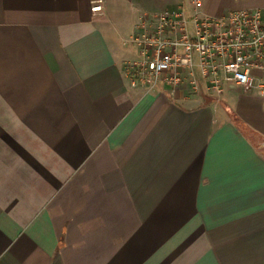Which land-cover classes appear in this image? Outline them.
<instances>
[{
	"label": "crops",
	"instance_id": "1",
	"mask_svg": "<svg viewBox=\"0 0 264 264\" xmlns=\"http://www.w3.org/2000/svg\"><path fill=\"white\" fill-rule=\"evenodd\" d=\"M90 1L0 0V264H264V71L133 88L141 21L191 0Z\"/></svg>",
	"mask_w": 264,
	"mask_h": 264
},
{
	"label": "built area",
	"instance_id": "2",
	"mask_svg": "<svg viewBox=\"0 0 264 264\" xmlns=\"http://www.w3.org/2000/svg\"><path fill=\"white\" fill-rule=\"evenodd\" d=\"M193 10L154 14L151 24L142 20L132 42L140 58L125 65L130 86L155 87L159 82L174 89L185 83L191 92L206 82L207 91L219 97L227 84L253 86V69L264 71V14L257 9L230 12L221 17ZM103 0H91L92 14L103 11Z\"/></svg>",
	"mask_w": 264,
	"mask_h": 264
},
{
	"label": "trees",
	"instance_id": "3",
	"mask_svg": "<svg viewBox=\"0 0 264 264\" xmlns=\"http://www.w3.org/2000/svg\"><path fill=\"white\" fill-rule=\"evenodd\" d=\"M236 120V119H235ZM243 130H246V128H242ZM247 131V130H246Z\"/></svg>",
	"mask_w": 264,
	"mask_h": 264
}]
</instances>
